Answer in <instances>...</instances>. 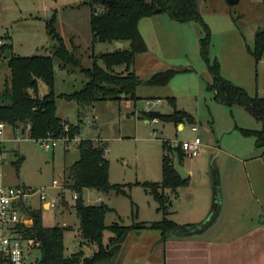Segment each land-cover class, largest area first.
I'll list each match as a JSON object with an SVG mask.
<instances>
[{"label": "rangeland", "instance_id": "rangeland-1", "mask_svg": "<svg viewBox=\"0 0 264 264\" xmlns=\"http://www.w3.org/2000/svg\"><path fill=\"white\" fill-rule=\"evenodd\" d=\"M87 1L0 0V38L3 39V44L12 47L14 55L50 56L55 42L48 34L46 23L54 15L53 27L56 33L68 49L72 46L76 48L81 67L89 68L92 64V49L90 8L85 4ZM197 6L201 22L207 27L210 37L207 57L210 60L216 58L221 77L253 96L257 84L264 86V62L256 65L248 49L253 48L255 33L264 29V0H240L234 5L227 0H197ZM201 22L178 23L164 14L141 22V36L148 50L146 55L137 56L134 64L141 80L149 79L155 72L166 69L180 72L166 87L140 85L136 94L161 100L152 109L164 115L173 112V107L166 98H174L175 109L188 112L196 120L197 135L202 144L213 145L221 151L215 167L221 171L226 204L234 186L232 177L242 171L239 162L258 157L264 151L255 137L245 136L242 131L260 130L262 124L237 105L228 107L217 102L213 92L207 90L212 77L200 51V40L205 36ZM113 49L112 45L103 43L95 45L93 52L99 54ZM99 65L102 66V63L99 62ZM54 67L57 117L66 124L78 125L79 139L92 140L104 146L105 157L109 162L110 184L124 186L125 195H117L112 191L101 194L86 190L82 196L84 203H103L113 210L105 215L106 226L118 223L129 227L138 223L160 222L163 215L158 211V204L143 185L160 183L162 180V142L193 139L195 134L190 130L192 125L186 122L184 130H178L173 123L146 125L141 117L146 109V99L136 101L135 107L131 103V108H126L123 102L99 101L81 105L75 100L67 101L60 95L82 89L88 79L78 67H62L61 62L56 59ZM8 77L6 59L0 56V91L5 88ZM48 91L46 85L38 81V96L42 97ZM9 149L3 166L5 183L44 188L46 201L56 199L60 205L55 209L41 210L43 227L60 226L66 229V255L80 250L87 256L92 255L96 247L86 250L84 245H80L75 199L69 190L64 189V171L79 158L77 144L68 151L62 146L44 150L38 144L26 141L13 143ZM218 150L215 151L216 154ZM214 155L202 151L199 157L183 160L182 165L193 175L191 184L198 199L195 203H188L186 188L180 187L178 190L179 200L167 191L171 203L167 219L181 221L187 216L184 211L190 205L203 206L204 203H210L211 199L215 201L212 198L214 187L211 169ZM202 158L204 160L200 164L199 160ZM18 159L21 160L19 163ZM59 185L64 190V203H61ZM33 205L38 206L39 202L34 199ZM108 237L109 234L105 233L104 240ZM142 240L141 236H130L122 252L133 245L142 247ZM32 257L39 259L40 252H34Z\"/></svg>", "mask_w": 264, "mask_h": 264}, {"label": "trees", "instance_id": "trees-1", "mask_svg": "<svg viewBox=\"0 0 264 264\" xmlns=\"http://www.w3.org/2000/svg\"><path fill=\"white\" fill-rule=\"evenodd\" d=\"M85 4L90 8L91 67H81L76 48L72 46L68 49L63 39L56 33L53 27L54 18L46 23L48 34L55 42L50 56L21 57L10 53V57L6 59L9 77L5 80V88L0 91V122L8 126L28 123L32 140L43 139L48 135L59 137L67 134L69 138L79 136L78 125L66 124L56 114L55 59L61 62L62 67H78L88 79L82 89L60 95L61 98L67 101L75 100L81 105L99 101L119 103L131 101L135 104L137 87L140 85L167 86L170 80L180 72L175 69H166L155 72L147 80H141L134 72L136 57L147 52V45L139 31L141 20L164 14L178 23L201 22L197 0H151L150 2L88 0ZM202 26L205 36L200 40V51L212 77L207 90L213 92L217 102L228 107L237 105L261 123L260 130H243L242 132L245 136L255 137L257 143L264 147V99L257 95L249 96L243 88L221 77L217 60H210L207 57L210 37L207 27L203 23ZM1 40L2 38H0V56L2 57L6 50H11V47L1 43ZM103 43L112 45L114 49L95 54L93 52L95 45ZM115 43H122L123 47L115 48ZM248 53L256 63L262 58L264 29L255 33L253 48L248 49ZM38 81H42L49 90L42 97L38 96ZM169 102L173 107L170 115L148 112L145 113L146 118L150 121L156 119L174 125L186 122L193 125V118L188 113L175 109L174 99H169ZM65 125L68 130H65ZM162 150L161 182L146 183L143 186L158 204V211L162 213L163 219L157 223H138L129 227L118 223L106 226L105 215L113 210L103 203L86 205L82 197L83 192L93 190L106 194L112 191L117 195H125L124 186L110 184L109 162L105 157L104 146L92 140H80L78 160L64 171L66 178L64 189L77 194L74 209L79 219L80 245H84L86 250L96 247L95 251L90 256H87L83 250L66 255L64 247L66 229L60 226L43 227L42 207H32L29 212L33 218V226L29 236L40 243V258L35 264H113L118 247L132 231L155 230L161 233L162 238L168 235L192 236L204 231L205 222L177 225L166 218L171 205L166 192H175L178 188L187 186L189 179L181 180L173 168V152L178 154L181 164L185 158L183 152L179 148H171L167 142H162ZM20 161V159L17 160L18 163ZM212 186L215 193H219V181L214 172H212ZM61 198V203H64L63 193ZM105 233L109 234L106 241Z\"/></svg>", "mask_w": 264, "mask_h": 264}, {"label": "crops", "instance_id": "crops-1", "mask_svg": "<svg viewBox=\"0 0 264 264\" xmlns=\"http://www.w3.org/2000/svg\"><path fill=\"white\" fill-rule=\"evenodd\" d=\"M51 18H54V15H52ZM143 20H141V22ZM141 22L139 23V31ZM1 43H3V39ZM10 52L13 53L12 47ZM146 53L140 55H146ZM263 62L264 53L262 58L257 63L255 62V64L257 65L259 63L260 65ZM133 70L139 76L134 66ZM253 94V96L257 95L264 99V86L260 83L257 84ZM135 95L137 102L145 99L147 101L148 99H153L158 100L159 104L161 103V100L158 98L151 96L140 97L136 92ZM166 99L169 102V99L174 98L167 97ZM122 102L125 103L126 108H131L133 104L131 101ZM135 106L136 104L134 107ZM152 108L151 112H158L154 111ZM141 117L144 119L146 125L152 126L161 122L158 120L156 122L148 120L144 111L141 113ZM193 122L194 125H197L194 118ZM175 126L178 130L185 129V123ZM216 150H218V148L213 147V145L207 146L203 144L200 149V152L205 151V153L208 152L209 155L215 154L211 169L218 178L219 193L213 191V186L211 189L212 198H216L219 203V212L216 220L208 228L204 229V231L192 236L168 235L166 238H162L161 233L155 230L132 231L119 246L113 264H264V151L258 157L239 162L241 163L242 171L233 175L232 179L234 180V186L232 187V194L228 203L224 204V195L220 178L221 171L215 167V161L221 155V151L219 152L218 150L216 154ZM203 160V158L199 160V163L202 164ZM189 174V183L182 188H186V192L189 195L187 202L195 203L198 199V194L194 193L195 191L191 184V177H193L191 171ZM180 189L181 188H178L175 192L168 191V193H172L175 195V199L179 200L180 194L178 190ZM168 193L166 192V194ZM199 206L190 205V208L184 211V214L187 216H184L181 221H171L177 225H188L203 223L211 219L212 215L215 213V201L211 199L210 203L207 202L204 203L203 206ZM43 208L47 209L46 204L43 205L42 209ZM132 235L142 237V241H144L141 242L142 247L137 244L122 252L128 238Z\"/></svg>", "mask_w": 264, "mask_h": 264}, {"label": "built area", "instance_id": "built-area-1", "mask_svg": "<svg viewBox=\"0 0 264 264\" xmlns=\"http://www.w3.org/2000/svg\"><path fill=\"white\" fill-rule=\"evenodd\" d=\"M158 104V100L146 101L144 112H151V108ZM156 121V119L153 120V122ZM65 130H68L67 126ZM190 130L195 134L193 139L167 142L171 148H179L186 159L198 157L202 145V141L197 135V126L192 125ZM29 131L28 123L8 126L0 122V264H35L37 258L32 256L34 252L39 251L40 243L29 236L33 226V218L29 209L43 207L45 204L47 209H55L59 205L56 199L46 201L47 195L44 188L35 189L5 183L3 166L10 152L9 146L13 143L32 141L44 150H52L58 146L69 150L74 144L78 146L81 140L78 136L69 138L67 134L59 137L48 135L43 139L32 140ZM58 188L61 190V194H64L61 185ZM71 194L72 198H77L76 193ZM34 199L39 202L38 206L33 205Z\"/></svg>", "mask_w": 264, "mask_h": 264}, {"label": "water", "instance_id": "water-1", "mask_svg": "<svg viewBox=\"0 0 264 264\" xmlns=\"http://www.w3.org/2000/svg\"><path fill=\"white\" fill-rule=\"evenodd\" d=\"M239 1L240 0H227V2L229 4H232V5L237 4ZM110 4H112V2ZM115 46H116V48L120 49V48H122V43H115ZM10 53L11 52L9 50H6L4 55H3V58L4 59H8L10 57ZM92 128L96 129L95 126H92ZM173 168L176 171V173L179 175L181 180L184 181V180L189 179L190 174L186 170V168L181 164L179 156H178V154L176 152H173ZM214 210H215V213L212 215V218L207 220V221H205L206 228H208L216 220V218L218 217L219 203H218L216 198H215V208H214Z\"/></svg>", "mask_w": 264, "mask_h": 264}]
</instances>
